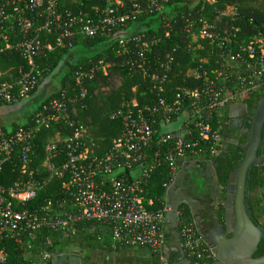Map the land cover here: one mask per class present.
<instances>
[{"label":"built area","instance_id":"1","mask_svg":"<svg viewBox=\"0 0 264 264\" xmlns=\"http://www.w3.org/2000/svg\"><path fill=\"white\" fill-rule=\"evenodd\" d=\"M146 1L149 11L156 13L164 11L169 2ZM113 2L94 18L83 11L74 12L65 6V0H0V51L17 50L27 63V67L20 66L13 81L0 84V105L17 103L48 73L47 68L35 62L44 46L53 50L50 44L42 43V32L56 33L59 48L71 45L69 39L74 35L105 36L126 19L118 13L124 0ZM136 5L135 2L133 7L139 9ZM189 11L193 8L189 7ZM215 12L218 22L204 16L191 18L183 14L180 18L187 24L190 42L186 46L200 50L205 48L204 42L210 46L208 55L216 56L213 65L208 56H203L188 69L187 74L199 80L200 87H182L173 98L160 96L152 106H140L133 99L114 110L110 117L122 121V128L104 152L96 150L84 124L71 120L66 105V101L86 98V82L93 79L96 71L105 72L108 67L102 60L89 70L74 71L77 90L73 88L72 96L62 95L61 99L36 107L34 125L11 131L0 122V264H8L10 243L21 251L20 264H44L59 251L51 254L45 249L33 250L31 239L38 230L46 228L67 237L86 223L90 227L99 224L112 245L147 248L159 255L157 264H169L162 248L169 223L167 215L172 212L189 264H209L215 259L183 209L173 208L166 200L160 208H149L153 200L147 197L146 189L158 167H165L167 191L185 163L211 161L223 147L227 107L264 89V25L248 40L240 39L237 8L226 5ZM161 26L171 30L166 18ZM144 36L131 34L121 39L117 47L126 53L127 43L138 46L140 63L136 66L147 75L145 55L157 39ZM166 59L160 65L163 69L168 68L171 53L166 54ZM165 76L150 74L156 84ZM84 107L82 103L81 108ZM54 124L71 128L72 132L56 131L42 145L41 155L36 134ZM54 180L59 181L58 197L32 205L39 192Z\"/></svg>","mask_w":264,"mask_h":264},{"label":"trees","instance_id":"2","mask_svg":"<svg viewBox=\"0 0 264 264\" xmlns=\"http://www.w3.org/2000/svg\"><path fill=\"white\" fill-rule=\"evenodd\" d=\"M183 1L169 0L165 10L156 13L149 11L146 0H124V5L118 10L119 14L126 15L122 26L114 28L105 36L83 38L74 35L69 39L71 45H66L65 48L57 46L56 33L49 35L42 32L40 35L42 43L50 44L53 50L44 46L35 62L40 67L47 68L48 73L43 76L33 90L21 99L37 94L39 90L43 92L47 85L50 86V89L46 91V96L37 103L36 107H41L54 98L61 99L62 95L70 97L73 88L77 90L73 80L75 70H89L99 60L107 63L108 67L105 72L96 71L93 79L86 82L88 95L85 99L65 100L67 115L73 122L84 124L96 150L104 152L122 128V121L110 117L114 110L124 107L133 99L140 106H152L160 96L173 98L174 93L182 87H200V81L187 74L188 69L193 67L203 56H208L211 65L214 64L216 56L208 55L210 46L206 43L202 42L205 48L200 50H192L186 46L190 40L186 34L187 24L180 19L181 15L184 14V17L191 18L204 16L209 21L218 22L219 16L215 10H223L226 5H233L238 10L236 24L241 27L240 39L245 40H248L256 30L264 25V0ZM135 2L139 7L138 10L133 7ZM109 3L114 5L113 0H65V6L70 7L74 12L83 11L94 18ZM189 7L193 8L191 13ZM197 10L200 11L196 12ZM165 18L170 21L171 30L161 26ZM173 19L176 21L173 22ZM136 33H143L145 39L151 37L157 39L156 44L151 46V52L145 55L147 60L145 63L149 69L147 75H144L136 66L140 63L138 46L132 42L127 43L128 52L126 53H122L117 47L121 39ZM173 49L175 50L173 51ZM168 53H171L172 60L168 63V68L163 69L160 65L167 61L166 54ZM21 65L27 67V63L17 50L4 49L0 51V84L4 81H13L19 75ZM152 72L160 75L165 74V79L160 84H156L150 78ZM263 95L264 89L260 93L247 97L244 101L249 107L254 108L256 101ZM82 103L85 104L84 108H81ZM35 108L24 123H17L11 129H6L2 125L3 128L12 131L18 127L34 125ZM56 131L68 134L72 132L71 128L60 124L39 129L35 142L41 155L43 154L42 145ZM244 150L245 148L243 153L230 156L229 153L221 149L217 155L212 157L211 162L218 173V180L223 186L227 182L229 173L242 159ZM166 182L165 167H158L152 173L146 186L149 191L147 197L153 200V204L148 206L149 208H160L165 203ZM248 182L251 192L249 210L253 219L257 221L264 216V167L251 169ZM58 185L59 181L54 180L45 186L32 205H40L49 198H57ZM255 192L258 194H254ZM183 211L185 217L192 221L193 217L190 212L185 208ZM222 212V210L219 211V218L222 217ZM90 226L89 223L78 226L76 231L67 237H60L56 231L41 228L31 239L33 250L45 249L51 254H56L63 247L71 244L82 250L104 249L110 252L129 248L112 245L108 239H105V233L99 224ZM8 253V264H20L22 261L21 251L12 243L8 246ZM262 254H264V238L259 243L255 256ZM158 257L157 253L149 252V255L142 258L137 264H157Z\"/></svg>","mask_w":264,"mask_h":264},{"label":"water","instance_id":"3","mask_svg":"<svg viewBox=\"0 0 264 264\" xmlns=\"http://www.w3.org/2000/svg\"><path fill=\"white\" fill-rule=\"evenodd\" d=\"M255 108V117L249 123L243 157L228 176L223 219L218 220L215 212L212 216H202L192 209L189 200L186 201L196 230L215 255L209 264H264V254L255 256L264 238V226L253 219L249 210L251 192L248 182L251 169L264 165V155H258L264 128V95L256 101ZM167 218L168 221L172 219L173 227L176 228L175 213H168ZM176 237L179 241V237ZM162 252L169 264H189L181 250L174 249L176 254L171 256L164 245Z\"/></svg>","mask_w":264,"mask_h":264},{"label":"flooded vegetation","instance_id":"4","mask_svg":"<svg viewBox=\"0 0 264 264\" xmlns=\"http://www.w3.org/2000/svg\"><path fill=\"white\" fill-rule=\"evenodd\" d=\"M255 113L256 108L249 107L245 101L233 103L227 107L223 120L222 150L229 153L230 156H232V154L243 153V149L247 143L249 123L255 117ZM258 155H264L263 133L262 143L260 150L258 151ZM262 167H264V165L256 168L260 169ZM190 173V170H180L176 177V181L166 191L169 204L175 208H182L183 210L185 208L189 212L191 206L193 210H196L202 216H212L213 212H215L217 219L222 220L223 212L221 218L218 217V214L220 210H224V200L228 179L225 186L220 184L218 180V173L211 161H208L200 169V176H202L205 181L202 185L199 184L200 179L199 181L198 179H189L188 175ZM193 175L196 176V173L192 172V176ZM190 199H193V201ZM187 200H189L190 206L186 203ZM257 223L261 224L258 220ZM176 232V236L179 237V241L177 239L174 249L182 251L177 225ZM175 254V252H171V256ZM83 255L84 250L71 244L63 247L59 251V254L52 255L51 258L44 264H88L83 261Z\"/></svg>","mask_w":264,"mask_h":264},{"label":"crops","instance_id":"5","mask_svg":"<svg viewBox=\"0 0 264 264\" xmlns=\"http://www.w3.org/2000/svg\"><path fill=\"white\" fill-rule=\"evenodd\" d=\"M50 86H46V89L43 92H39L37 94L27 96L17 103L11 104V105H0V122L6 129H11L15 124L24 123L28 117L31 115L33 109L36 107L37 103L40 102L45 96L46 91H49ZM226 114V112H225ZM208 162V160L205 159H198L194 160L188 163H185L181 169L184 171H191V175H188L189 179H195L199 181L200 179V185L202 183H205L204 178L200 176V169ZM180 172V171H179ZM192 172L196 173V176H192ZM179 174V173H178ZM198 174V175H197ZM167 199V200H166ZM165 200L168 201V196L166 194ZM191 214V213H190ZM192 216V215H191ZM176 228L173 227V221L172 219L169 221V223L166 225L165 228V234H166V242L165 246L169 250V252H172L174 247L177 243V237H176ZM147 256V255H146Z\"/></svg>","mask_w":264,"mask_h":264},{"label":"rangeland","instance_id":"6","mask_svg":"<svg viewBox=\"0 0 264 264\" xmlns=\"http://www.w3.org/2000/svg\"><path fill=\"white\" fill-rule=\"evenodd\" d=\"M229 8L231 6H228ZM120 15L126 16L125 14ZM254 194H258V192ZM258 221L264 225V216L260 217ZM149 252L147 248L143 247H129L125 250L111 252L104 249L84 250L83 261L88 264H137L142 258L149 255Z\"/></svg>","mask_w":264,"mask_h":264}]
</instances>
